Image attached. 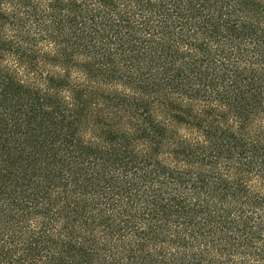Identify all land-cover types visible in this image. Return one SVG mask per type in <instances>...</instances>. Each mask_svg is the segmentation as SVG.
Segmentation results:
<instances>
[{"label": "trees", "instance_id": "obj_1", "mask_svg": "<svg viewBox=\"0 0 264 264\" xmlns=\"http://www.w3.org/2000/svg\"><path fill=\"white\" fill-rule=\"evenodd\" d=\"M0 264H264V0H0Z\"/></svg>", "mask_w": 264, "mask_h": 264}]
</instances>
